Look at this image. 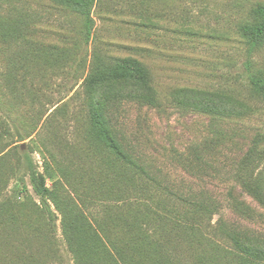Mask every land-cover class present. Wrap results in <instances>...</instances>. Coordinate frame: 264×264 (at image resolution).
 Returning <instances> with one entry per match:
<instances>
[{
	"label": "rangeland",
	"instance_id": "rangeland-1",
	"mask_svg": "<svg viewBox=\"0 0 264 264\" xmlns=\"http://www.w3.org/2000/svg\"><path fill=\"white\" fill-rule=\"evenodd\" d=\"M259 5L94 0L88 31L81 11L51 0H0V264H75L63 217L36 195L32 172L95 228H126L137 215L145 237L171 241V264H196L183 228L229 249L231 236L264 247V206L236 176L255 145L264 157V44L248 37ZM128 58L148 69L154 94L121 84L108 98L121 159L95 123L89 79ZM257 172L264 193V161ZM195 204L211 208L207 226L189 215Z\"/></svg>",
	"mask_w": 264,
	"mask_h": 264
},
{
	"label": "trees",
	"instance_id": "trees-1",
	"mask_svg": "<svg viewBox=\"0 0 264 264\" xmlns=\"http://www.w3.org/2000/svg\"><path fill=\"white\" fill-rule=\"evenodd\" d=\"M55 4L64 5L81 11L87 20L88 31L92 26L93 19L91 11L94 0H51ZM255 18L258 20L257 26L248 29V37L251 40L252 47H258L264 44V5H259L255 11ZM88 42L91 40V33L87 34ZM48 60V58H47ZM116 68V74L101 76L91 74L89 79V106L94 116L95 123L103 133L107 144L112 148L114 153L121 159H127L124 150L120 148L117 142L116 132L112 125V119L105 116L108 107V98L117 87L121 84H130L140 92L146 91L153 93V86L150 81V73L133 59H124ZM12 75H10L11 77ZM260 83H258V87ZM264 89V88H263ZM257 91H261L257 89ZM226 97V96H225ZM140 100L148 102L151 105L156 103V99L149 94H141L138 96ZM228 98V97H226ZM186 104V103H185ZM197 109L203 113H211L214 115H222V107L220 105L210 106L203 103L194 104ZM219 138V137H218ZM214 140L213 142L217 141ZM255 145L247 152L243 160L236 169L238 184L252 197H254L262 206H264L263 182L261 179L262 172H257L264 157L258 153ZM97 154L103 156V152L97 150ZM97 156V158L100 157ZM96 158V159H97ZM129 160V159H128ZM100 161V159H99ZM116 158L109 165L116 167ZM127 171H124V179H129ZM43 175L38 172H32L31 182L34 192L41 198L44 205H49L51 201L56 206L57 211L62 215L65 226L66 239L70 250L74 254L75 264H86V259H94L96 264H142L143 258L147 257L150 264L153 261L160 264H171V256L169 253V239L153 241L151 237H145L142 226L136 215L131 225L126 228H118L125 224L122 221L114 223L116 227L111 230L109 223L99 224L98 228L93 227L84 212L78 208L71 200L62 198L56 191H50L44 181ZM193 208V209H192ZM190 214L193 215L195 221L207 226V221L211 218V208L206 204H195L190 208ZM135 212V211H134ZM53 215V213L51 212ZM180 227L179 224H176ZM181 228V227H180ZM186 241L189 246V254L191 259H196V264H262L264 263V247L248 243L242 236H231L233 244L231 249L221 245L213 238L204 236L201 229L193 227L192 229L183 228ZM171 230L168 229L167 233ZM172 233V231H170ZM115 233L117 235H115ZM112 238H115L113 240ZM117 243L122 241L127 245V250H120L116 246H110L108 243ZM128 252H133L139 260L134 259ZM196 255V257H195ZM174 257V256H173ZM177 260L183 261L180 257ZM165 262V263H164Z\"/></svg>",
	"mask_w": 264,
	"mask_h": 264
}]
</instances>
